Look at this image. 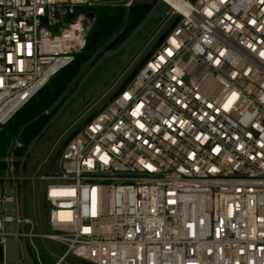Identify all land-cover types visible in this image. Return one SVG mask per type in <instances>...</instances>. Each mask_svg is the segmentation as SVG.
Listing matches in <instances>:
<instances>
[{
	"label": "built area",
	"instance_id": "obj_1",
	"mask_svg": "<svg viewBox=\"0 0 264 264\" xmlns=\"http://www.w3.org/2000/svg\"><path fill=\"white\" fill-rule=\"evenodd\" d=\"M122 1L0 0V131L82 52L90 9ZM177 1L131 82L43 162L53 234L26 219V238L58 242L55 264H264V0ZM17 147L0 159L3 264Z\"/></svg>",
	"mask_w": 264,
	"mask_h": 264
},
{
	"label": "rangeland",
	"instance_id": "obj_2",
	"mask_svg": "<svg viewBox=\"0 0 264 264\" xmlns=\"http://www.w3.org/2000/svg\"><path fill=\"white\" fill-rule=\"evenodd\" d=\"M140 2H155L156 4L157 0H123L122 5H132ZM176 18L177 16L172 15L170 9L161 3L151 21L122 51L104 61L32 148L24 168L26 177L24 194L25 217L34 224L33 229L35 233L41 235L53 234L47 222L48 208H46L44 202L46 185L44 181L37 179L48 174L50 163L47 161L43 163L44 160L51 161L64 141L103 108L104 105L109 103L134 69L156 45L170 25L174 23ZM87 26H90V22H87ZM91 67L92 61L82 68L75 82L71 83L70 87H74L75 85V88H77ZM3 190L9 195L13 192L10 186H5ZM3 190L0 187V196ZM15 208V205H8L6 214L15 216V212L13 211ZM29 229L30 226H27L26 231H29ZM19 230L20 226L17 221L4 225V231L9 234H17ZM32 242L36 246L38 254L31 247L30 240L27 239L29 251L35 263H37V260H40L42 264H55L64 254L62 246L54 240L36 237L32 239ZM0 264H3L1 251ZM5 264H30L23 253L22 238L16 236L7 237L5 243ZM59 264L87 263L68 256Z\"/></svg>",
	"mask_w": 264,
	"mask_h": 264
},
{
	"label": "trees",
	"instance_id": "obj_3",
	"mask_svg": "<svg viewBox=\"0 0 264 264\" xmlns=\"http://www.w3.org/2000/svg\"><path fill=\"white\" fill-rule=\"evenodd\" d=\"M155 2H140L125 6H97L91 8L95 20L90 21L86 44L75 61L55 77L0 131V159L5 158L14 143L22 147L12 152L19 167L28 145L40 133L66 99L75 91L70 87L82 68L90 61L92 67L107 52L119 47L143 22ZM91 67V68H92ZM6 164L0 162V169Z\"/></svg>",
	"mask_w": 264,
	"mask_h": 264
},
{
	"label": "water",
	"instance_id": "obj_4",
	"mask_svg": "<svg viewBox=\"0 0 264 264\" xmlns=\"http://www.w3.org/2000/svg\"><path fill=\"white\" fill-rule=\"evenodd\" d=\"M161 0H157V3L151 8L150 12L146 16V18L143 20V22L131 33V35L116 49L109 51L105 53L98 61L97 63L88 71V73L82 78L80 81L78 87L76 90L66 99V101L62 104V106L59 108V110L51 117V119L48 121V123L43 127V129L40 131V133L33 139V141L28 145L23 157L21 158L20 165H19V176H20V183H19V206H20V219H21V227H20V233L22 238V248L25 258L28 260L30 264H37L35 263L34 259L32 258L27 238H26V225H25V194H24V182H25V163L27 160V157L29 156L32 148L37 143V141L45 134L47 129L53 124V122L61 115V113L65 110V108L68 106V104L76 97V95L79 93L81 88L83 87L84 83L93 75V73L104 63V61L126 47V45L151 21L153 18V15L155 11L158 9V7L161 4ZM88 18L95 19L94 13H89ZM179 19L177 18L172 25L167 29V31L160 37V39L157 41L156 45L151 49V51L146 55V57L141 61V63L134 69V71L131 73V75L126 79L122 87L118 90V92L114 95V97L120 93L123 88L128 85L131 80L135 77V75L139 72V70L144 66V64L148 61V59L152 56V54L155 52L156 48L159 47L164 39L168 36L169 32L175 27ZM113 98V97H112ZM111 98V100H112ZM88 121H86L82 126L87 124ZM79 130L77 129L64 143L61 145L60 149L57 151L56 155L54 156V159L51 163V168L53 167L56 158L59 157L62 150L66 147V145L78 134Z\"/></svg>",
	"mask_w": 264,
	"mask_h": 264
},
{
	"label": "bare ground",
	"instance_id": "obj_5",
	"mask_svg": "<svg viewBox=\"0 0 264 264\" xmlns=\"http://www.w3.org/2000/svg\"><path fill=\"white\" fill-rule=\"evenodd\" d=\"M164 1L166 3H169L171 5H173L174 7L179 9V3L177 0H161V2Z\"/></svg>",
	"mask_w": 264,
	"mask_h": 264
},
{
	"label": "crops",
	"instance_id": "obj_6",
	"mask_svg": "<svg viewBox=\"0 0 264 264\" xmlns=\"http://www.w3.org/2000/svg\"><path fill=\"white\" fill-rule=\"evenodd\" d=\"M37 249V248H36ZM38 250H35V252H37ZM37 254H38V252H37ZM39 259V258H38ZM61 259V258H60ZM38 261V260H37ZM40 261V260H39ZM59 261V260H58ZM41 262V261H40Z\"/></svg>",
	"mask_w": 264,
	"mask_h": 264
},
{
	"label": "snow or ice",
	"instance_id": "obj_7",
	"mask_svg": "<svg viewBox=\"0 0 264 264\" xmlns=\"http://www.w3.org/2000/svg\"><path fill=\"white\" fill-rule=\"evenodd\" d=\"M262 55H264V53H262Z\"/></svg>",
	"mask_w": 264,
	"mask_h": 264
}]
</instances>
